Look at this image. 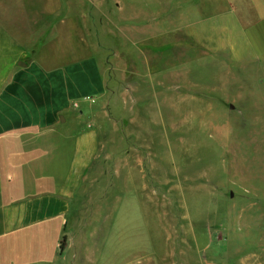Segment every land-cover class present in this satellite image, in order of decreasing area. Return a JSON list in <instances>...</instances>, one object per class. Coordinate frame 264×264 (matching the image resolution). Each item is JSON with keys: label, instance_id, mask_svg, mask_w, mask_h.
I'll list each match as a JSON object with an SVG mask.
<instances>
[{"label": "rangeland", "instance_id": "374dc122", "mask_svg": "<svg viewBox=\"0 0 264 264\" xmlns=\"http://www.w3.org/2000/svg\"><path fill=\"white\" fill-rule=\"evenodd\" d=\"M49 1L64 8L51 23L74 16L94 44H105L94 54L106 59L110 99L98 103L107 105L102 145L63 236L50 229L21 263L264 264L261 45L254 39L250 60L198 48L184 32L198 25L188 0ZM20 4L0 0L3 33L39 31ZM118 6L130 16L157 8L155 45L147 34L120 35Z\"/></svg>", "mask_w": 264, "mask_h": 264}, {"label": "crops", "instance_id": "0c3cea01", "mask_svg": "<svg viewBox=\"0 0 264 264\" xmlns=\"http://www.w3.org/2000/svg\"><path fill=\"white\" fill-rule=\"evenodd\" d=\"M188 2L198 25L188 24L184 32L198 48L226 60H250L256 39L264 53V0ZM20 5L39 31L0 29V264H23L29 243L50 229L63 234L80 183L102 145L99 121L107 105L98 103L110 99L109 79L102 72L106 59L99 62L94 54L98 43L105 45L102 40L94 44L72 14V19L59 15L52 28V18L64 11L59 4L21 0ZM124 9L118 6L120 35H131L128 30L138 37L147 34L155 45L157 8L154 15L135 10L133 16ZM168 10L172 13L165 9L163 19L165 24L169 19L166 34L172 38ZM64 21L70 26L62 27ZM128 43L142 51L140 41Z\"/></svg>", "mask_w": 264, "mask_h": 264}, {"label": "trees", "instance_id": "16d2710c", "mask_svg": "<svg viewBox=\"0 0 264 264\" xmlns=\"http://www.w3.org/2000/svg\"><path fill=\"white\" fill-rule=\"evenodd\" d=\"M65 237H63V240L60 243V249L63 248Z\"/></svg>", "mask_w": 264, "mask_h": 264}, {"label": "water", "instance_id": "95a60500", "mask_svg": "<svg viewBox=\"0 0 264 264\" xmlns=\"http://www.w3.org/2000/svg\"><path fill=\"white\" fill-rule=\"evenodd\" d=\"M229 109H233V106L232 105H229ZM230 195H232V194H230Z\"/></svg>", "mask_w": 264, "mask_h": 264}]
</instances>
